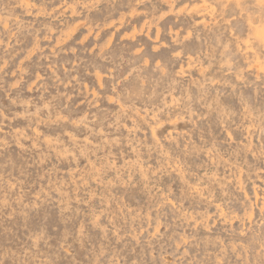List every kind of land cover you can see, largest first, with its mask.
<instances>
[{"label": "clouds", "instance_id": "clouds-1", "mask_svg": "<svg viewBox=\"0 0 264 264\" xmlns=\"http://www.w3.org/2000/svg\"><path fill=\"white\" fill-rule=\"evenodd\" d=\"M0 264H264V0H0Z\"/></svg>", "mask_w": 264, "mask_h": 264}]
</instances>
